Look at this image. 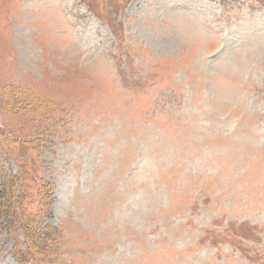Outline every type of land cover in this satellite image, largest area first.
<instances>
[{
	"label": "rangeland",
	"instance_id": "1",
	"mask_svg": "<svg viewBox=\"0 0 264 264\" xmlns=\"http://www.w3.org/2000/svg\"><path fill=\"white\" fill-rule=\"evenodd\" d=\"M10 176L0 264H264V0H0Z\"/></svg>",
	"mask_w": 264,
	"mask_h": 264
},
{
	"label": "trees",
	"instance_id": "2",
	"mask_svg": "<svg viewBox=\"0 0 264 264\" xmlns=\"http://www.w3.org/2000/svg\"><path fill=\"white\" fill-rule=\"evenodd\" d=\"M18 178V177H17ZM15 177H7L3 183L0 186V221L5 220L6 221V228L10 231V233H14L17 231V229L22 228L24 230V234H29L33 230V225L31 221H25L24 223H19V228L17 226V222L15 221V216L17 214V210L21 208L22 206V200H21V194L23 195L22 188L19 190H14L13 183H14ZM42 185L36 187L37 191L39 192V196L44 197L42 201V207L46 209L49 204L47 201V198L49 196L48 191V184H46L44 181H42ZM48 186V187H47ZM17 201H20L18 204H15ZM23 223V224H22ZM16 225V226H15ZM30 235L27 236L26 245L28 246L29 252L33 250V254H41L42 252L39 251V247L34 245L30 239ZM20 243L17 244V242L14 245V256L18 260L20 264H25L29 260V256H27L28 251L22 250L19 247ZM16 246V247H15ZM16 249V251H15Z\"/></svg>",
	"mask_w": 264,
	"mask_h": 264
}]
</instances>
